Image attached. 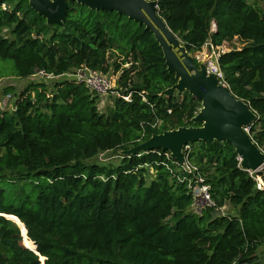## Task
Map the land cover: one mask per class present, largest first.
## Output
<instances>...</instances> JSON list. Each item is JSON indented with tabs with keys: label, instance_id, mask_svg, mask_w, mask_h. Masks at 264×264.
I'll return each instance as SVG.
<instances>
[{
	"label": "trees",
	"instance_id": "16d2710c",
	"mask_svg": "<svg viewBox=\"0 0 264 264\" xmlns=\"http://www.w3.org/2000/svg\"><path fill=\"white\" fill-rule=\"evenodd\" d=\"M156 1L192 53L207 41L244 42L221 53L218 65L256 112L249 133L264 151V12L248 0ZM0 60H12L18 77L82 66L120 72L116 90L130 96H111L101 111L84 83L41 78L22 86L11 108L0 101V264L262 263L264 171L241 168L230 143L188 144L214 202L199 213L180 173L170 171L181 163L166 160V151L120 154L153 133L199 125L191 121L197 97L161 94L176 79L144 25L74 1L63 25L47 24L27 0H0ZM101 152L116 159L94 160ZM225 206L230 211L214 215Z\"/></svg>",
	"mask_w": 264,
	"mask_h": 264
},
{
	"label": "water",
	"instance_id": "95a60500",
	"mask_svg": "<svg viewBox=\"0 0 264 264\" xmlns=\"http://www.w3.org/2000/svg\"><path fill=\"white\" fill-rule=\"evenodd\" d=\"M27 1L47 24L63 25L68 2L74 1L90 9L116 11L139 25H144L160 46L167 71L173 73L176 79L161 94L172 96L175 92L187 91L200 100V109L191 118L193 123L199 125H181L153 133L148 139L121 150V155L160 149L168 151L171 158L183 163L182 151L186 144L196 141H226L237 153L241 168L250 173L264 169V151L249 133V126L257 119L256 112L248 102L235 95L228 85L219 82L217 76L209 73L202 59L194 60L193 53L186 49L177 34L159 15L156 0ZM5 216L16 223L15 216ZM35 247L34 245L33 251Z\"/></svg>",
	"mask_w": 264,
	"mask_h": 264
},
{
	"label": "built area",
	"instance_id": "2783aa9c",
	"mask_svg": "<svg viewBox=\"0 0 264 264\" xmlns=\"http://www.w3.org/2000/svg\"><path fill=\"white\" fill-rule=\"evenodd\" d=\"M214 29H215V23L212 22L211 30ZM223 52L225 51L223 50L222 45H213L212 43L207 41L203 44L201 50L194 53L195 54L194 59L195 60L202 59L204 61L207 71L217 76L219 82L221 83H224V81H223L222 71L218 65V57ZM65 74H68L70 76L69 78L84 83L85 86L89 88V90L93 91L100 97L105 95L122 96L125 100L127 101L130 100L129 95L126 96L120 95L118 90H116L115 84L112 83V80L108 75L85 66L78 67L71 72L63 73L61 75H53L51 73L50 74L46 73L44 70H36V72L32 76L39 75L40 77H47L49 78V80H51L54 78H60ZM188 148H189L188 144H186L183 148L182 153H183L184 162L181 163V168L178 169L177 171H172L170 169V171L172 173L174 172L180 173V174H176V176L180 182L183 181L186 182V185L191 191L193 197L192 209L195 212L199 213L201 210H203L206 207L214 206V202L210 197L209 184L205 182L204 176L188 160ZM164 156L166 157V160L173 159L170 157L169 152L167 151L164 152ZM176 163H178V161ZM164 164L169 168L166 162H164ZM223 213L224 212H222L221 208L216 209L214 211V215H219ZM261 264H264V261Z\"/></svg>",
	"mask_w": 264,
	"mask_h": 264
},
{
	"label": "rangeland",
	"instance_id": "374dc122",
	"mask_svg": "<svg viewBox=\"0 0 264 264\" xmlns=\"http://www.w3.org/2000/svg\"><path fill=\"white\" fill-rule=\"evenodd\" d=\"M248 1L264 12V0H248ZM243 45H244V42L242 40H240L237 37H234L232 39L225 40L222 43V48L224 51H228L231 49L241 48ZM193 56H195L194 53H193ZM126 65L127 64H125V66ZM119 73L120 72L115 74L113 72H110L108 74V76L112 80V83H114L115 86H116V81H117V77L119 76ZM69 77L70 76L68 74H65L64 76H62L60 78H69ZM41 78H45V81L47 83L52 81V80L49 81V78H47V77H40L39 75L28 76V77H18V76H16V74L14 72V64H13L12 60H0V101H1L2 107L4 109L11 108L12 105L14 104L15 100H16V96H18V92H19L20 88L22 86H26L30 82L39 81ZM7 87L11 88L12 96L10 98H8L9 96L6 95L5 92L3 91ZM110 98H111V95H105V96L99 97L98 108L101 111H103L105 109V106L110 102ZM115 159H116L115 154L110 153V152H101V153H99V155L94 160L105 161V162H108V161L114 162ZM261 171H264V169ZM259 182H260V180H259ZM221 209H222V212H225V213L230 211L229 206L222 207ZM15 224L19 227V225L17 223H15ZM263 250H264V245L258 249V253L260 254L261 251H263ZM261 261L263 262L264 258Z\"/></svg>",
	"mask_w": 264,
	"mask_h": 264
}]
</instances>
